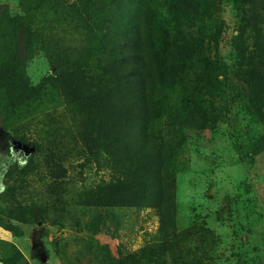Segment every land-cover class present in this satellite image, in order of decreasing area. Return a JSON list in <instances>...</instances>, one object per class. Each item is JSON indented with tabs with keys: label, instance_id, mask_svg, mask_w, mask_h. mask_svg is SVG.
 <instances>
[{
	"label": "rangeland",
	"instance_id": "374dc122",
	"mask_svg": "<svg viewBox=\"0 0 264 264\" xmlns=\"http://www.w3.org/2000/svg\"><path fill=\"white\" fill-rule=\"evenodd\" d=\"M153 3L156 14L172 17L175 36L187 37L205 52L209 63H217L224 86L221 95L227 105L221 110L226 113L217 121L216 133L204 126L202 107L187 108L182 129H170L165 117L159 121L160 132L178 144L171 143L176 155L169 163L168 175L161 179L164 196L159 202L163 212L169 209L167 232L175 236L178 250L184 249V244L185 249L192 248L195 260L264 264V0ZM18 13L16 0H0V19ZM103 22V32L108 33L114 30L117 17H106ZM19 41V57L30 78L38 83L52 70L44 58L35 60L26 54L23 38ZM100 45L88 48L93 59L85 70V83L91 85L94 97L113 102L110 111H98L100 119L94 116L97 109L89 113L94 119L85 115L74 119V109L63 105L39 112L34 125L27 127L26 122L23 130L22 121L15 135L11 128L5 130L2 126L4 120H14L9 106L0 99V129L16 140L37 146L26 165L14 164L13 181L6 180L15 188L24 186V214L16 212L19 207L14 199H8L4 191L0 193V212L10 208L9 218L6 214L0 216V259L4 264H138L143 248L159 245L164 224L158 209L150 206L149 199L136 206L134 200L140 193L135 187L125 192L117 187L118 179L132 181L130 162L123 154L121 137H105L99 121L106 114H115L118 95L113 92L118 78L121 83L126 78L119 77L115 66L110 65L118 48L103 44V48L109 46L108 50L98 58L93 49ZM4 46L5 36H0V50ZM132 52V48L124 52L125 60H131ZM76 64L78 71L84 70L81 63ZM52 66L55 73L63 63L57 60ZM253 104L259 106L257 111H252ZM119 119L121 136L128 130V122L124 114L120 113ZM84 121L88 125L94 122L101 129L100 147L91 162L76 131ZM21 133L24 138L20 139ZM57 143L66 152L61 154L64 173L60 171L62 177L56 180L39 164ZM239 145L240 152L234 149ZM9 147L0 135V175L10 160ZM156 180L151 177L149 183ZM146 193H152L150 186Z\"/></svg>",
	"mask_w": 264,
	"mask_h": 264
},
{
	"label": "trees",
	"instance_id": "16d2710c",
	"mask_svg": "<svg viewBox=\"0 0 264 264\" xmlns=\"http://www.w3.org/2000/svg\"><path fill=\"white\" fill-rule=\"evenodd\" d=\"M103 1L16 0L19 13L0 19V36H5L6 43L0 50V99L9 106L14 120L13 123L9 119L4 120L2 126L5 130L11 128L15 134L17 125L22 121L20 128L23 130L26 122L27 127L34 125L39 112L63 105L74 109V119L84 115L89 119H94V116L100 119L98 111L101 108L110 111L113 102L106 97H94L90 92L91 85L85 83V70L93 59L88 48L101 44L93 49L98 58L108 50L109 46L103 48V44L118 48L112 54L110 65L113 64L118 76L126 80H121V83L118 78L113 92L118 95L114 105L115 114H106L104 120L99 122L105 137L115 135L116 140L121 137L123 154L130 162L132 181L129 182L128 178L118 179V189L125 192L135 187L140 193L134 200L135 205L141 206V200L149 199L151 205L146 202L144 204L158 209L161 223L164 224L159 233V245L143 248L137 263L209 264L210 260L200 261L198 257L193 259V249H185L186 244L184 249L178 250L173 241L175 236L167 232L165 220L169 209H164L166 213L160 209L159 198L164 196L162 180L168 175L169 163H172L176 155L171 143L178 144L160 132L159 121L165 117L170 129L176 126L182 129L187 108L199 110L202 107L206 121L204 126L216 133L219 129L217 121L223 119L226 113L223 114L221 110L227 108L221 95L224 86L218 76L219 67L216 62L209 63L205 52L192 45L187 37L174 35L171 31L175 27L171 29L172 17L168 19L156 14L152 10L155 4L153 0ZM234 1L243 3V0ZM111 16L117 17V23L113 26L115 28L104 33L103 19ZM120 23L122 26L118 25ZM19 36L23 38L26 54L35 60L42 61L44 58L49 64V70H52L41 77L38 83L30 78L26 64L19 57ZM131 48V60L127 61L124 52ZM57 60L63 66L54 73L52 65ZM76 62L82 64L83 71L77 70ZM251 107L253 112L259 108L257 104ZM92 109L97 111L90 117ZM248 109L245 107L246 111ZM120 113L124 114L128 122V130L121 136L118 135ZM76 131L87 161L91 162L94 151L100 147L98 140L101 129L94 122L88 125L84 121L82 128L77 127ZM18 137L21 139L24 135L21 133ZM58 145L47 150L39 164L40 169H48L56 180L62 177L60 171L64 173L61 165L64 156L61 154L66 152L65 147ZM234 149L239 152L242 150L241 145ZM14 164L4 174L3 193L8 199L16 201L15 205L19 207L16 212L23 215L26 210L24 203L27 202L24 186L18 185L15 188L14 183L6 181H13ZM151 177L157 180L149 183ZM149 186L152 200L148 197L149 193H146ZM7 210L10 208L1 211L0 216L6 214L9 218ZM0 264H4L1 259Z\"/></svg>",
	"mask_w": 264,
	"mask_h": 264
},
{
	"label": "water",
	"instance_id": "95a60500",
	"mask_svg": "<svg viewBox=\"0 0 264 264\" xmlns=\"http://www.w3.org/2000/svg\"><path fill=\"white\" fill-rule=\"evenodd\" d=\"M0 135L2 138L5 139L6 142L9 143L10 148L13 152L21 153L22 157L19 160V164L22 166L26 165L28 158L36 152V146L35 145H29V144H26L20 140L14 139L7 132H5V130L2 127L0 129ZM10 165H11V161L4 166V169L0 175V193H2L5 189V186L3 184V177H4V174L6 173V171L8 170ZM42 262H45L44 257H42Z\"/></svg>",
	"mask_w": 264,
	"mask_h": 264
},
{
	"label": "flooded vegetation",
	"instance_id": "af4514ba",
	"mask_svg": "<svg viewBox=\"0 0 264 264\" xmlns=\"http://www.w3.org/2000/svg\"><path fill=\"white\" fill-rule=\"evenodd\" d=\"M9 149H10V152H9V154H10V158L9 159L10 160H9V162L11 161V164L19 162L20 157H21V153L13 152L10 147H9Z\"/></svg>",
	"mask_w": 264,
	"mask_h": 264
}]
</instances>
